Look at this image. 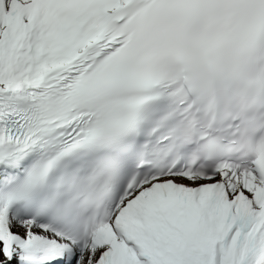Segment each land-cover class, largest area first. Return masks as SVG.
Returning <instances> with one entry per match:
<instances>
[{
	"label": "snow or ice",
	"instance_id": "obj_1",
	"mask_svg": "<svg viewBox=\"0 0 264 264\" xmlns=\"http://www.w3.org/2000/svg\"><path fill=\"white\" fill-rule=\"evenodd\" d=\"M0 264H264V0H0Z\"/></svg>",
	"mask_w": 264,
	"mask_h": 264
}]
</instances>
